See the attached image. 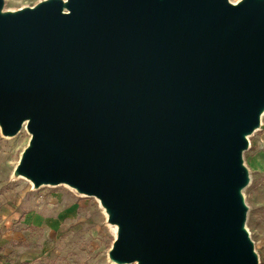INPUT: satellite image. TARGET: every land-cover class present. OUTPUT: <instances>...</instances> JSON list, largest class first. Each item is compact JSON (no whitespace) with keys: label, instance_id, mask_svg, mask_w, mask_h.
Masks as SVG:
<instances>
[{"label":"water","instance_id":"obj_1","mask_svg":"<svg viewBox=\"0 0 264 264\" xmlns=\"http://www.w3.org/2000/svg\"><path fill=\"white\" fill-rule=\"evenodd\" d=\"M0 0L12 176L98 199L115 264H259L244 152L264 113V0Z\"/></svg>","mask_w":264,"mask_h":264},{"label":"rangeland","instance_id":"obj_2","mask_svg":"<svg viewBox=\"0 0 264 264\" xmlns=\"http://www.w3.org/2000/svg\"><path fill=\"white\" fill-rule=\"evenodd\" d=\"M4 1V8L13 10L40 0ZM29 139L25 127L12 137L0 132V264H115L108 260L115 228L98 199L66 184L33 188L28 179L12 176ZM248 139L246 226L264 264V113L261 127Z\"/></svg>","mask_w":264,"mask_h":264}]
</instances>
